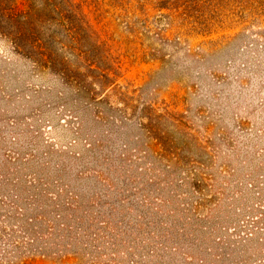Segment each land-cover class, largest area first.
<instances>
[{
    "label": "rangeland",
    "instance_id": "1",
    "mask_svg": "<svg viewBox=\"0 0 264 264\" xmlns=\"http://www.w3.org/2000/svg\"><path fill=\"white\" fill-rule=\"evenodd\" d=\"M90 101L0 34V264H264V0H73Z\"/></svg>",
    "mask_w": 264,
    "mask_h": 264
},
{
    "label": "trees",
    "instance_id": "2",
    "mask_svg": "<svg viewBox=\"0 0 264 264\" xmlns=\"http://www.w3.org/2000/svg\"><path fill=\"white\" fill-rule=\"evenodd\" d=\"M86 29L73 0H0V34L16 52L95 102L114 81L98 65Z\"/></svg>",
    "mask_w": 264,
    "mask_h": 264
}]
</instances>
